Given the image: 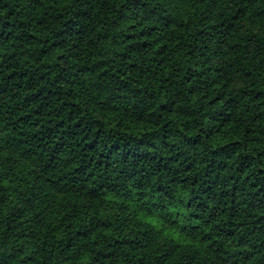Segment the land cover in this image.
I'll use <instances>...</instances> for the list:
<instances>
[{
    "label": "clouds",
    "instance_id": "clouds-1",
    "mask_svg": "<svg viewBox=\"0 0 264 264\" xmlns=\"http://www.w3.org/2000/svg\"><path fill=\"white\" fill-rule=\"evenodd\" d=\"M4 19L0 264H264V0H0ZM136 140L169 169L102 155Z\"/></svg>",
    "mask_w": 264,
    "mask_h": 264
},
{
    "label": "trees",
    "instance_id": "trees-1",
    "mask_svg": "<svg viewBox=\"0 0 264 264\" xmlns=\"http://www.w3.org/2000/svg\"><path fill=\"white\" fill-rule=\"evenodd\" d=\"M128 4H129V7L132 10L133 15H134L135 10L138 7H140V0H128ZM9 15H11V12H9ZM10 24H11V22L7 19H4L2 22H0V41L7 40L12 35V32L8 31ZM67 31L73 32V29L69 28V29H67ZM145 31L150 32L151 29H145ZM130 35H134V34H130ZM144 43L147 44L148 41H145ZM129 47L139 50L143 47V45H141L140 43H134V44L130 45ZM41 51L43 52L44 49H41ZM12 75L16 76L17 73L14 72V73H12ZM19 76L23 77L24 73L23 72L19 73ZM33 103H38V101L34 100ZM159 108L162 112H167V111L172 109V103H171V101L162 102L159 105ZM61 123H62V121H61ZM47 131L49 133H51L52 129L49 128ZM68 135H71V129H69ZM101 138L103 139V136ZM196 139H198V138H189L188 140H186V143H188L190 145ZM147 143H148V141L136 140L133 143L129 144L127 141H125L124 144L122 146H120L119 148H118L117 143H112L110 146L105 144V152L102 153V155H111L115 152H119L121 157L128 159L133 166L137 162H142V163L146 164L147 166L154 167L156 169H169L170 161L172 158L171 157L158 156L157 154L150 153L145 148V145ZM161 143H164V141L161 140ZM97 146H98L97 141L93 140L91 143L85 144L84 148L95 151ZM56 148H57V150H59L60 145L58 144L56 146ZM243 159L246 162V158H243ZM48 163L54 164L55 161L50 160V161H48ZM218 166L222 167L223 166L222 162H220ZM133 170H134V168H133ZM124 171H125V174L128 173L127 169H125ZM236 188H237V185L234 184L233 189L235 190ZM202 190H206V189H202ZM87 196L90 200H92V199H95L96 193L94 191L88 192ZM190 203H191V201H190ZM197 206L199 207V205H197ZM77 235L78 236L86 235V233L78 232ZM120 243H121L120 241L116 242L117 245H119ZM125 243H127V242H125Z\"/></svg>",
    "mask_w": 264,
    "mask_h": 264
}]
</instances>
